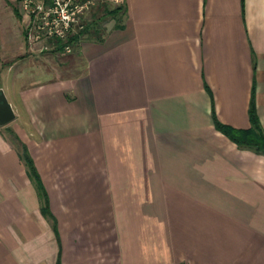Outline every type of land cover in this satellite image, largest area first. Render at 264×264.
<instances>
[{
  "label": "crops",
  "instance_id": "1",
  "mask_svg": "<svg viewBox=\"0 0 264 264\" xmlns=\"http://www.w3.org/2000/svg\"><path fill=\"white\" fill-rule=\"evenodd\" d=\"M110 1L68 51L0 0L4 72L39 44L78 68L3 87L0 264H264V155L214 122L249 129L254 98L264 129V0Z\"/></svg>",
  "mask_w": 264,
  "mask_h": 264
},
{
  "label": "built area",
  "instance_id": "2",
  "mask_svg": "<svg viewBox=\"0 0 264 264\" xmlns=\"http://www.w3.org/2000/svg\"><path fill=\"white\" fill-rule=\"evenodd\" d=\"M99 0H20V12L27 19V39L66 41L75 24ZM82 27V26H81ZM69 47L66 50L69 51Z\"/></svg>",
  "mask_w": 264,
  "mask_h": 264
},
{
  "label": "rangeland",
  "instance_id": "3",
  "mask_svg": "<svg viewBox=\"0 0 264 264\" xmlns=\"http://www.w3.org/2000/svg\"><path fill=\"white\" fill-rule=\"evenodd\" d=\"M116 4H121V0H119V3H117V1H115V3H112L110 1L109 5H116ZM108 21L110 19H112L111 16L106 18ZM106 20H102V22H100L98 24L99 27H102L104 22ZM111 21H109L108 23L110 24ZM106 24V23H105ZM27 26L24 27V29H26ZM13 44L15 43V39L12 40ZM11 42V43H12ZM30 42V41H29ZM37 42H43L41 43L42 45L47 46V44L50 41H37ZM31 43V42H30ZM35 44V42H33ZM32 43V44H33ZM37 44V43H36ZM41 44L38 45L37 50L36 51V55H32L29 58H24V61L19 62L14 64L13 67V71L8 73V72H4V67L6 65H8L9 63H15V61L19 58H12V57H7V58H1L0 57V88L6 87L7 91H8V96L11 98V94H10V86H17L19 84V82L22 81H26L29 83H37L40 81H44V80H50L53 77H55V75L58 74V72H64V71H75V68H77L75 65L72 67L68 64V65H64L63 68L59 67V64L61 60H67V51L64 53H60L58 54L56 57H51V52L49 51L50 47L47 48H43L42 52L45 53H41L40 49L42 48ZM14 49V48H13ZM15 52V51H14ZM12 61V62H11ZM67 63V61H64ZM21 63H26L25 69H21ZM78 69V68H77ZM20 75H23L22 77H19ZM16 76V77H15ZM3 85V86H2ZM5 85V86H4Z\"/></svg>",
  "mask_w": 264,
  "mask_h": 264
},
{
  "label": "trees",
  "instance_id": "4",
  "mask_svg": "<svg viewBox=\"0 0 264 264\" xmlns=\"http://www.w3.org/2000/svg\"><path fill=\"white\" fill-rule=\"evenodd\" d=\"M124 8L119 7L114 9L113 11H109V16L115 17L117 14V10L122 11ZM92 24L86 25L83 32L89 31L91 28L93 29ZM73 38H70L67 43L60 42V49L65 50L68 44H71ZM249 118L251 127L249 129L240 130L235 129L230 126L222 124L216 117H214L215 126L218 130L228 136L234 143H236L241 148L250 149L257 154L264 155V129L260 123L254 98H252L250 107H249ZM28 165L30 167V171L35 173V168L30 159L27 160Z\"/></svg>",
  "mask_w": 264,
  "mask_h": 264
},
{
  "label": "water",
  "instance_id": "5",
  "mask_svg": "<svg viewBox=\"0 0 264 264\" xmlns=\"http://www.w3.org/2000/svg\"><path fill=\"white\" fill-rule=\"evenodd\" d=\"M16 118L12 105L8 101L3 88H0V126L12 122Z\"/></svg>",
  "mask_w": 264,
  "mask_h": 264
}]
</instances>
